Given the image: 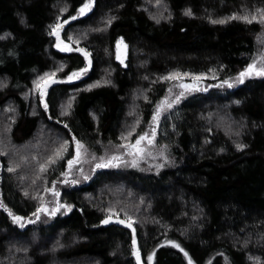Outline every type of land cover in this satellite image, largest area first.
<instances>
[{
    "label": "trees",
    "instance_id": "obj_1",
    "mask_svg": "<svg viewBox=\"0 0 264 264\" xmlns=\"http://www.w3.org/2000/svg\"><path fill=\"white\" fill-rule=\"evenodd\" d=\"M82 3L0 0V201L25 217L21 227L0 207V264H138L132 229L115 213L101 223L109 208L133 218L139 264H188L167 241L194 264H264V76L233 80L255 58L264 24L229 18L259 15L264 0H94L61 30L73 51L55 48L50 26ZM117 38L127 45L125 63L115 58ZM89 59L80 78L61 79ZM61 65L45 109L33 82ZM177 72L205 75L161 79ZM179 80L191 81L190 91ZM172 84L179 90L173 95H184L154 124ZM134 125L128 140L156 128L170 164L94 168L76 184L61 175L75 155L73 137L99 154L126 143L121 135ZM65 140L63 156L49 161ZM53 181L59 197L45 191ZM49 197L72 210L42 211L37 219L41 198L48 205Z\"/></svg>",
    "mask_w": 264,
    "mask_h": 264
},
{
    "label": "snow or ice",
    "instance_id": "obj_2",
    "mask_svg": "<svg viewBox=\"0 0 264 264\" xmlns=\"http://www.w3.org/2000/svg\"><path fill=\"white\" fill-rule=\"evenodd\" d=\"M156 3L159 4L160 0H156ZM94 4V0H84V3H82L79 7V9L76 12V16H69L67 20H63L62 22H60L58 20L57 23H55L54 25H51V32L50 35H54L56 37V47L60 48L62 51H73V48L71 46V43H66L63 39H61V30L64 28L65 24H68L69 20H75L78 16H84L86 13H88ZM61 11H67V7L61 9ZM257 12L259 13V15L256 14H251V18L249 16V14H244V15H238L237 13H233L232 17L229 18H237V19H241L244 20L246 22L251 23L252 21H256L259 20V22L261 24H264V9H258ZM186 14L187 15H192L191 9H187L186 10ZM112 19H115V17H112L108 20V24H111ZM153 19H156V17H153ZM157 22H159L157 20ZM213 23H224V20H220V21H212ZM69 41H71V37L68 38ZM76 43H79V40L76 41ZM122 43V39L117 41V46H118V51H119V46ZM126 47V46H125ZM78 52H83L85 58L87 59L89 57V53L86 49H82V48H77L75 49ZM118 59H120L121 57L118 55L117 56ZM257 61H259V64L257 63ZM91 64V60H88V65L84 68H79V69H75L71 72L68 73V75L65 77V79L67 80H75L78 79L81 75H83L86 71H87V67L90 66ZM64 67V65H61L59 68H57L55 71L52 72H46L44 73L42 76L38 77L37 80H35L34 86H35V90L39 93V98L42 102H44V98L47 92V88L51 83L55 82V77H56V73L61 71L62 68ZM188 75H192L194 77V79L199 80L202 76H204V73L199 74V76H197L196 74H192V73H169L168 77H161V79H169V78H174V79H179L182 76H188ZM264 76V52H261L255 59H253V61L247 65V67L242 70L241 72L238 73V81L237 82H243L245 77L248 76ZM100 81H97L96 84H99ZM104 83H110V81L105 80ZM223 83L228 84L229 87L232 86V84H230L227 80H225ZM96 84H91L88 85L89 88L95 87ZM4 84L0 83V87H3ZM182 88H188L189 85H185V84H181ZM171 91V90H169ZM184 95V92H180L179 95H177L175 97V99L173 100H169L168 96H165L156 106V110L154 111L153 115H152V122L154 124L158 123L159 119H160V115H161V111L164 109H169L172 108L173 104L178 103L180 98ZM145 99H147V97H145ZM237 103H239V101H237ZM68 107H71V99L69 101V105ZM44 108L47 109L48 108V104L47 102H44ZM11 110V109H10ZM65 113H61V115H63ZM137 124L139 123V121L136 122ZM136 132V127L135 125L132 126L130 128L129 131H127L126 133L121 135V139L122 140H126V143L124 145H117L118 148H123L126 152H128L130 155H132L134 158L132 160V164L133 166H137V158L139 159H143L145 154L147 155H152L151 151L146 150L145 147L142 146V141H147L148 145H152L155 141V136H156V128H152L151 133L148 132H141L136 136V139L134 142L128 140L129 137L132 136V133ZM73 140H75V145H76V154L74 156H72L71 159H69L67 161V165H68V171L67 172H62L61 175L62 176H68L71 175V169L73 167L74 164H79L80 163V159L82 157V155H84L87 152V149L85 147V145L78 139H76L75 137H73ZM67 144L68 141L65 140L63 141L59 147H57L54 151V153L48 157V160L51 162H55L56 159L61 158L64 154V152L67 150ZM166 147V146H164ZM238 148H244L245 145L244 144H238L237 145ZM221 151H223V149H221ZM160 155H164L163 152L160 153ZM165 159H167V157H164ZM93 159L95 160L96 157L93 156ZM99 163H96V168H104V167H109L110 165H112L113 161L116 162V164H120L121 160L120 157L118 155H111L110 157L107 158V160H105L104 157H100L99 158ZM164 165H158V167H163ZM47 165L46 164H41L40 165V169L41 171L46 170ZM9 171H14V168H9ZM85 179H88L87 176L84 177ZM72 184H76L78 183L77 180L73 179L70 181ZM55 181L52 182L53 186L50 188H45L46 192H50L52 193V195L54 197H59L60 193L59 191L56 189L55 187ZM61 183H69V181L67 179L61 181ZM27 195V193H25ZM41 204L39 205V207H37L36 212L33 213L34 216H37V219H39V216L37 215L40 212H46L48 214V216H54L58 211H60L62 208L66 209L68 211H71L73 208V205L68 204V203H60V201L57 199L55 202V206L51 209H49V207L43 202V198H41ZM0 207H4L9 215L12 217L13 221L16 223H20L21 227H24V224L22 223V221L25 220V217L19 216L14 214L11 209H7L6 205L3 204L2 201H0ZM107 212L109 213L108 216H106V218L104 220L101 221V223L107 224L109 223L112 219H113V213H115L116 218L119 220V223L121 224H126L127 227L131 228L133 231V238H132V245H133V249L134 252L133 254L135 255L138 264L140 262V250L138 247H136L137 245V241L135 238V228H133V218L131 216L128 215L127 212H125V219H119V213L116 212V210L114 208H109L107 209ZM32 222V221H29ZM167 243L169 244H174L175 247L180 248V250L182 252H184V255L186 257H188V264H194L192 257L189 256L188 252H186L178 243H176L175 241H167ZM153 255L154 253L149 254L148 256V260L151 261L153 259Z\"/></svg>",
    "mask_w": 264,
    "mask_h": 264
},
{
    "label": "rangeland",
    "instance_id": "obj_3",
    "mask_svg": "<svg viewBox=\"0 0 264 264\" xmlns=\"http://www.w3.org/2000/svg\"><path fill=\"white\" fill-rule=\"evenodd\" d=\"M74 16H76V13H75ZM118 40H121V38H117L116 42H115L116 43V45H115V58L120 63H125V60H126V57H127V45L122 40V43L119 46V51H118V46H117V41ZM55 45H56V42H55L54 46ZM55 48H57V47L55 46ZM57 49L61 50L60 48H57ZM261 52H264V41L262 42L261 47L258 49V51H257V53L255 55V58ZM118 55L121 57L120 59L117 58ZM257 63L259 64V61H257ZM65 77H63L61 79L65 80V81H73V80H67V79H65ZM237 79H238V76H235L233 80L236 81ZM175 84L177 86H179V87L181 86V84L189 85V87H191L193 85L191 83V81L187 82V81H184V80L176 81ZM171 87H173V88H171ZM171 87H170L171 91L168 92V94L166 95V96H168L169 100H170V98H175L177 95H173V94H175V93H177L179 91L178 89H176V86H174V84H172ZM189 87L188 88H182L181 87V90L183 89L184 91H186V90L190 91ZM176 90H177V92H176ZM146 132L151 133V130H148ZM134 141H132V142H134ZM124 144L125 143L120 144V145H124ZM142 146L145 147L146 150L151 151L152 155L149 156V155L145 154L143 159L137 158V166H133V164H132V160H133L134 157L132 155H130L128 152H126L123 148H118L117 146L106 147L99 154H95V153H92L89 150H87V152L84 155H82V157L80 159V163L73 165V167L71 169V175L65 176V178H71L72 180L75 179V180H78V181L85 180L84 177L87 176L89 178V176L91 175L93 169L96 168V166H95L96 163L100 162L99 161L100 157H104L105 160H107V158L110 157L113 154L118 155L120 157L121 163L117 165L116 162L113 161L112 165L109 166V167H112V168H125V167H130L131 168L132 167V168H140V169L142 168L144 171H157L160 168H162V167H158V165L163 164L165 166L168 163L169 164L171 163L168 147H167L166 144L157 143L156 139H155V141H154V143L152 145H148L146 140L142 141ZM164 146H166V147H164ZM26 149H27V147H25L24 150H26ZM161 152L164 153L163 156L160 155ZM75 154H76V149H75ZM93 156L96 157L95 160L93 159ZM165 156L167 157V159L164 158ZM50 197H49V201H48V205H47L49 207V209H51V208H53L55 206L53 198H50Z\"/></svg>",
    "mask_w": 264,
    "mask_h": 264
},
{
    "label": "water",
    "instance_id": "obj_4",
    "mask_svg": "<svg viewBox=\"0 0 264 264\" xmlns=\"http://www.w3.org/2000/svg\"><path fill=\"white\" fill-rule=\"evenodd\" d=\"M124 225H126V224H124ZM127 226V225H126Z\"/></svg>",
    "mask_w": 264,
    "mask_h": 264
}]
</instances>
